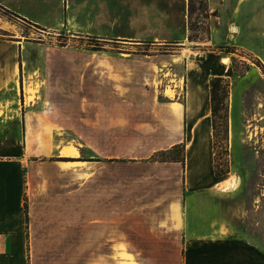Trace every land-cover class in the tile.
<instances>
[{
  "label": "crops",
  "instance_id": "0c3cea01",
  "mask_svg": "<svg viewBox=\"0 0 264 264\" xmlns=\"http://www.w3.org/2000/svg\"><path fill=\"white\" fill-rule=\"evenodd\" d=\"M205 1L203 54L165 65L142 52L183 44L188 0H0L46 37L115 39L0 57V264H264L262 222L214 172L209 91L233 72L217 46L264 69V0Z\"/></svg>",
  "mask_w": 264,
  "mask_h": 264
},
{
  "label": "rangeland",
  "instance_id": "374dc122",
  "mask_svg": "<svg viewBox=\"0 0 264 264\" xmlns=\"http://www.w3.org/2000/svg\"><path fill=\"white\" fill-rule=\"evenodd\" d=\"M205 2V0H190L191 12L188 14L187 11V39L183 41V44L161 41V47H145L142 53L149 55L161 53V58L166 61L165 65L172 64L171 60L174 61V57L180 58L182 65L184 60L199 58L203 53L192 48V42L204 41L209 32V12L207 8L205 9ZM44 35L46 34L26 21L5 13L0 6V43L5 45L4 56L0 57H5L6 60L44 56L47 52L27 49L23 56V52L17 46L19 42L71 44L95 49L115 42V39L110 36L73 38L62 35L54 37ZM119 41L129 40L119 39ZM213 49L225 51L219 49L218 46ZM233 53L236 55L229 61L233 72L230 77H226L230 85L229 94L213 117L215 124L214 172L217 171L219 175L229 178L230 182H225V185L237 190L249 221L253 223L254 219H259L262 222V230H264V82L257 79L253 68H259L262 75H264V69L252 53L247 51H234ZM222 57L225 56L221 54L220 60ZM166 74H170L169 70ZM238 76V79L235 78ZM232 79L235 84L231 90ZM231 93H233V98ZM231 118L234 119L237 132L234 145L230 142ZM5 138H12V132L7 131ZM9 151H12L11 147H0L2 154H7ZM181 154H183V148L177 147L161 156L163 158L178 157ZM215 175L218 176L217 173ZM261 244L264 246V237Z\"/></svg>",
  "mask_w": 264,
  "mask_h": 264
},
{
  "label": "trees",
  "instance_id": "16d2710c",
  "mask_svg": "<svg viewBox=\"0 0 264 264\" xmlns=\"http://www.w3.org/2000/svg\"><path fill=\"white\" fill-rule=\"evenodd\" d=\"M190 0H188V14L191 12ZM205 2V9H206ZM5 13H11L10 11L4 9ZM191 38V36H189ZM219 49L225 50L226 52H234L233 48L230 46H218ZM229 82L226 77L223 76H212L209 80V91H210V106H211V116H212V126H213V136L215 132V124H214V115L219 110V106L223 105V100L229 94ZM180 147V146H179ZM162 152L161 154H163ZM217 175L220 173L215 171Z\"/></svg>",
  "mask_w": 264,
  "mask_h": 264
},
{
  "label": "bare ground",
  "instance_id": "6f19581e",
  "mask_svg": "<svg viewBox=\"0 0 264 264\" xmlns=\"http://www.w3.org/2000/svg\"><path fill=\"white\" fill-rule=\"evenodd\" d=\"M222 61H223V63H227L228 62V57L223 58ZM167 92L171 93L172 91L168 89Z\"/></svg>",
  "mask_w": 264,
  "mask_h": 264
}]
</instances>
